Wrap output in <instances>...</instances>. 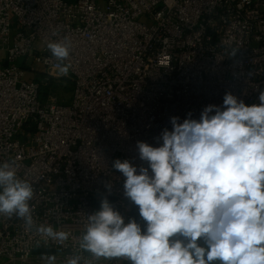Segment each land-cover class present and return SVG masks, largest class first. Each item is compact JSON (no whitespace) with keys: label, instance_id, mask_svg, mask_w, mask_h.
Returning a JSON list of instances; mask_svg holds the SVG:
<instances>
[{"label":"built area","instance_id":"built-area-1","mask_svg":"<svg viewBox=\"0 0 264 264\" xmlns=\"http://www.w3.org/2000/svg\"><path fill=\"white\" fill-rule=\"evenodd\" d=\"M98 1L0 0V163L14 159L34 190L30 229L0 215V264H132L80 248L103 198L133 219L114 158L139 166L137 142L159 146L171 117L199 119L226 93L259 104L264 91V0ZM65 37L67 76L47 49ZM38 72L71 81L70 102L42 97Z\"/></svg>","mask_w":264,"mask_h":264},{"label":"clouds","instance_id":"clouds-1","mask_svg":"<svg viewBox=\"0 0 264 264\" xmlns=\"http://www.w3.org/2000/svg\"><path fill=\"white\" fill-rule=\"evenodd\" d=\"M47 49L67 76L70 41H50ZM258 100L249 106L226 93L222 105L205 106L199 119L171 117L159 146L138 141L141 165L116 159L124 196L138 207L144 230L135 219L125 223L105 197L88 217L80 248L132 264H264V91ZM33 195L14 159L0 163V215H15L30 229ZM37 231L59 243L70 235L50 225ZM45 258L55 264V255Z\"/></svg>","mask_w":264,"mask_h":264},{"label":"rangeland","instance_id":"rangeland-1","mask_svg":"<svg viewBox=\"0 0 264 264\" xmlns=\"http://www.w3.org/2000/svg\"><path fill=\"white\" fill-rule=\"evenodd\" d=\"M98 2H99V5H101L103 7L106 0H99ZM11 22H12L13 26H15L16 20L14 18L11 19ZM38 71L41 72V70H38ZM35 74L33 75L34 78L36 76ZM29 77H31V76H29ZM51 92L56 95V97L58 98V100L61 103H67L68 104L70 102L71 94H72V83L68 79H66L64 77H60V75L56 74V76L53 77V79L51 81ZM116 159H119V158L115 157L114 161Z\"/></svg>","mask_w":264,"mask_h":264},{"label":"trees","instance_id":"trees-1","mask_svg":"<svg viewBox=\"0 0 264 264\" xmlns=\"http://www.w3.org/2000/svg\"><path fill=\"white\" fill-rule=\"evenodd\" d=\"M66 1L67 2H71L69 0H66ZM35 75L36 76H35L34 79L42 85V87H41V95H43L42 97H46L51 91V81H52V79L48 78V81H45L44 79H46V75L43 74V73H40V72L36 73ZM45 83H47V84L45 85ZM43 84H44V86H43Z\"/></svg>","mask_w":264,"mask_h":264},{"label":"crops","instance_id":"crops-1","mask_svg":"<svg viewBox=\"0 0 264 264\" xmlns=\"http://www.w3.org/2000/svg\"><path fill=\"white\" fill-rule=\"evenodd\" d=\"M69 1L73 2V1H75V0H69ZM0 56H1V55H0ZM133 219H135L138 223L143 222L142 219H141L140 216H139V211H138V207H137V206H136V207L134 208V210H133ZM198 243H201V245H202V241H200V242H198ZM202 246H203V245H202ZM217 264H218V262H217Z\"/></svg>","mask_w":264,"mask_h":264}]
</instances>
